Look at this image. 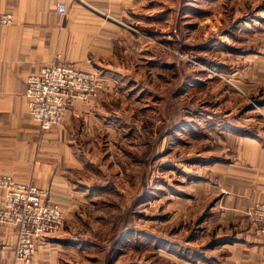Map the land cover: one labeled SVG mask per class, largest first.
<instances>
[{
	"label": "crops",
	"instance_id": "1",
	"mask_svg": "<svg viewBox=\"0 0 264 264\" xmlns=\"http://www.w3.org/2000/svg\"><path fill=\"white\" fill-rule=\"evenodd\" d=\"M211 1L220 6V0ZM58 2L66 3L65 13L56 12ZM259 4V17L239 18L226 33L245 34L242 47L227 39V77L252 97L258 111L247 103L243 112L228 109L221 117H207L212 135L205 148H198L204 143L199 135L205 131L204 111L197 114L196 157L202 159L196 175L184 182L187 197L179 192L186 199L179 210L188 212L187 201H194L205 214L201 229L213 237L182 258L185 264H264V233L248 215L253 203H264V3ZM177 8L181 0H0V11L13 18L0 24V172L47 189L65 215L60 230L38 242L30 264H65V235L77 216L90 213L102 195L121 193L124 184L135 185L138 194L139 153L156 148L155 121L139 111L141 102L154 97L157 81L150 38L158 32L166 39L175 31ZM46 63L94 70L104 85L90 100H75L49 130L30 116L25 97L27 77ZM166 141L165 132L160 148ZM4 195L0 187V205ZM15 240V228L0 223V264H23L15 258ZM170 254L164 251V257Z\"/></svg>",
	"mask_w": 264,
	"mask_h": 264
},
{
	"label": "rangeland",
	"instance_id": "2",
	"mask_svg": "<svg viewBox=\"0 0 264 264\" xmlns=\"http://www.w3.org/2000/svg\"><path fill=\"white\" fill-rule=\"evenodd\" d=\"M245 2L250 4L220 0L218 7L211 0H181L172 21L171 31H175L166 39L158 32L152 38L145 35L155 48L157 81L152 87L154 97L141 102L139 111L141 116L148 112L155 121L151 137L155 151L141 149L139 153L138 194L135 185L124 184L121 193L102 195L90 213L77 216L78 223L65 235L69 245L65 264H185L182 258L193 256L213 237V232L201 229L205 214H199L194 201H187L188 212L179 210L180 200L186 204L179 192L187 197L184 182L196 175V164L202 159L196 157L198 111H204L205 130L199 133L204 143L198 148H205L206 139L211 141L212 123L206 129L207 117H221L228 109L243 112L247 103L258 111L252 97L237 91L227 77L231 58L227 39L242 47L245 37L243 33L228 37L227 30L239 18L259 17L257 4L264 0ZM146 140L147 134H141V144ZM164 251L172 252L171 259L164 257Z\"/></svg>",
	"mask_w": 264,
	"mask_h": 264
},
{
	"label": "built area",
	"instance_id": "3",
	"mask_svg": "<svg viewBox=\"0 0 264 264\" xmlns=\"http://www.w3.org/2000/svg\"><path fill=\"white\" fill-rule=\"evenodd\" d=\"M66 8L65 2L56 4L59 14L65 13ZM12 19L11 12L0 11V24H11ZM103 87L102 79L94 70L81 69L71 63H46L26 79L28 112L41 129L49 130L62 121L75 100L86 102ZM0 187L5 190L0 223L15 228V258L30 264L38 242L58 231L65 215L60 206L49 200V191L34 183L20 182L11 174L0 172ZM248 215L257 230L264 233V203H253Z\"/></svg>",
	"mask_w": 264,
	"mask_h": 264
}]
</instances>
